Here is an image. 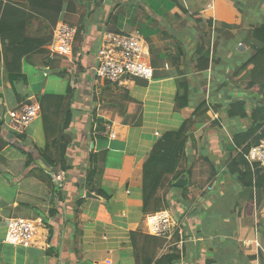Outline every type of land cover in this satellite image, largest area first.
Returning a JSON list of instances; mask_svg holds the SVG:
<instances>
[{"label":"crops","instance_id":"obj_1","mask_svg":"<svg viewBox=\"0 0 264 264\" xmlns=\"http://www.w3.org/2000/svg\"><path fill=\"white\" fill-rule=\"evenodd\" d=\"M66 5L76 10L63 12L50 32L67 21L64 17L77 25L88 11L74 0ZM88 12L77 56L57 58V65L69 72L62 82L51 81L50 75H58L42 66V56L24 60L22 74L9 73L0 62V264H136L130 233L148 234L147 215L142 212V166L158 139L178 129L185 119L176 107L183 78L188 81L189 107L195 110L206 101L212 113L195 127L187 144L188 164L183 168L191 167V173L184 175L186 189L170 188V177L160 191L183 222L185 242L179 264H263L264 180L259 189L246 188L228 170L230 154L239 153L230 145L232 135L246 131L250 121L228 117L226 112L230 104L245 101L250 113L264 98L258 87L247 85L250 73L240 74L241 66L255 53L253 30L264 26V0H185L181 5L178 0H103L99 8L90 6ZM40 23L35 21L33 29ZM105 29L139 33L144 38L153 80L131 77L108 85L96 77L97 50ZM202 42L210 52L206 69L197 51ZM34 69L44 72L45 82L33 81ZM67 79L76 90L75 115L68 130L73 137L68 155L74 167L60 185L53 179L61 188L54 193L53 185L36 175L23 179L31 167L38 168L34 173L38 174L43 163L37 160L36 166L23 171L24 161L9 151L10 145L21 151L44 148L41 117L25 130L24 140L6 123L10 111L38 101L44 93H65ZM125 90L131 101L123 115L119 104L125 101L119 96ZM94 119L114 123L117 138H94ZM91 153H99L100 161L106 162L99 186L111 195L108 200L91 191L96 197L87 196L84 182ZM3 171L10 177L5 178ZM51 199L58 213L47 218ZM17 200L25 204L21 210L34 216L26 207L36 209L46 218L45 245L5 242ZM255 240L260 241L261 250L253 244Z\"/></svg>","mask_w":264,"mask_h":264},{"label":"trees","instance_id":"obj_2","mask_svg":"<svg viewBox=\"0 0 264 264\" xmlns=\"http://www.w3.org/2000/svg\"><path fill=\"white\" fill-rule=\"evenodd\" d=\"M67 1L26 0L25 2H15L13 0H6L4 2V0H0V62L5 65L9 73L22 74L23 61L32 62L31 59L38 55L44 59L43 67H48L58 76L67 77L69 73L68 68L65 66L61 68L57 65L59 63L58 59L64 57L51 58L48 51V45L52 39V32H50L51 24L52 26L55 25L58 19L62 18L63 12H70V10L74 12L76 10L72 6H67ZM74 1L85 7L88 11L90 10V6L97 9L103 3V0ZM88 11L80 17L78 24L75 25L78 28L73 50V55L75 56H77L79 46L84 39L83 34L86 28L84 22L85 17L90 14ZM34 16L41 17L43 20L32 19ZM35 21L41 23L36 29H33ZM207 24L211 28L213 23L211 20H208ZM252 39L255 53L241 66L240 74L249 72L251 80L247 85L249 87H258L264 97V26L253 30ZM197 51L200 61L205 60L207 63L205 66H202L203 69L208 68L210 52L204 42L199 45ZM106 84L111 85L112 83L107 81ZM179 84L180 91L176 96V107L182 111L185 119L178 129L167 131L158 139L148 152L142 166V212L145 215L153 214L170 207L168 198L166 195L161 196L160 191L170 177V188L180 189L175 183L183 175L188 177L191 173V167L189 169L183 168V165L188 164L187 144L193 139L192 133L195 127L202 119L207 117L208 112L212 113L206 101H203L195 110L191 109L189 107L188 81L183 78L179 80ZM119 97L121 101H125V104H119V108H121L120 114L124 113L123 115H125L131 97L127 90ZM75 98V83H71V81H69L67 89L63 94L44 93L41 95L38 98V102L46 139L45 146L44 148L33 146L29 151L22 149V153L25 156L23 159L24 163L22 164L23 171L29 169L37 160L45 165L44 168L39 167L38 174H34L38 168L34 169V167H31L27 176L23 179L36 175L47 185L52 184L54 193L61 188L53 184V173L56 174L59 171L68 173L74 167L68 155V148L72 144L73 139L68 130L74 120L75 110L73 104ZM263 101L264 98H262L261 103H264ZM261 103L249 113L246 102L237 101L230 104L226 112L228 117H240L241 119H248L250 121V125L246 131L232 135L230 144L236 149H242L244 153L251 146L258 144L264 137V104ZM212 116L214 117V114ZM19 137L20 139H25L24 134L18 135ZM230 150H232V147ZM228 162L229 172L236 175L238 181L244 187L250 189L256 187L259 189L263 186L261 180H264V168L259 167L253 170L242 153H238L237 156L230 154ZM105 166L106 162L105 160L100 161L99 153H91L84 187L108 200L111 198V195L105 188L99 186V183L102 182ZM3 173L5 174L6 172L3 171ZM184 189L186 188L184 187ZM53 201L51 199L52 208L46 214L47 218H52L58 213V209L55 205L53 206ZM76 204L79 207L82 205V201H77ZM24 206L25 204L19 203L17 200L12 217H16V214L21 212L23 216L18 217L45 221L44 223L47 225V220L41 216V213L39 214L34 211L36 209L33 210L26 207L27 210L35 212V215L32 216L26 211L21 210L20 207ZM130 236L136 264H179L182 258L180 251L174 247L166 249V252L160 254L161 249L165 248L166 240L164 238L141 232H131ZM251 259H255V257L251 256ZM262 263L264 264L263 257Z\"/></svg>","mask_w":264,"mask_h":264},{"label":"built area","instance_id":"obj_3","mask_svg":"<svg viewBox=\"0 0 264 264\" xmlns=\"http://www.w3.org/2000/svg\"><path fill=\"white\" fill-rule=\"evenodd\" d=\"M78 28L67 22H59L52 30V39L48 45L51 58L73 56L74 42ZM147 55L146 42L139 33H123L105 29L99 40L97 50V65L95 75L103 81L122 83L131 77L143 78L151 81L154 70L149 62L143 60ZM209 109L212 107L209 105ZM40 116L39 102L25 103L9 112L8 128L16 135L24 134L25 130ZM217 116H215L216 118ZM92 135L104 136L110 140L117 138V130L112 122L92 121ZM158 134V133H157ZM253 170L264 168V137L247 152L239 149ZM65 172L59 171L52 175L59 185L65 181ZM149 235L158 236L166 240L165 250L183 249V222L171 209H163L145 218ZM47 225L41 220L11 217L7 224L5 242L12 245H45L47 242ZM257 249H262L259 240L253 242Z\"/></svg>","mask_w":264,"mask_h":264},{"label":"rangeland","instance_id":"obj_4","mask_svg":"<svg viewBox=\"0 0 264 264\" xmlns=\"http://www.w3.org/2000/svg\"><path fill=\"white\" fill-rule=\"evenodd\" d=\"M183 1H185V0H178V2L180 3V5L182 4ZM180 7H181V6H180ZM70 13H72L71 10H70ZM59 20H60V18H59ZM63 20L71 21V20H69L68 17H64ZM67 21H65V22H67ZM68 23H69V22H68ZM69 24L74 25V24H72V21H71V23H69ZM146 48H147V45H146ZM143 60H144L145 62L148 61V53H147V55L144 56ZM37 75H38L39 77H37ZM62 78H64V77L56 76V75H50V79H51V81H60V82H62ZM45 80H46V79H45L44 72H43V71H39V70H35V69H34V80H33V81H36L37 83H38V81H40V82L42 83L43 81L45 82ZM65 82H66V85L68 86V79L65 80ZM48 89H49V90L52 89V83L49 84ZM9 147H10L9 151L12 152V153H14V155H16V157H17L19 160L23 161V159H24L25 156H24V154L22 153L21 149H20L19 147H15V146H12V145H10ZM27 150H28V148H27ZM3 175H4L5 178H9V177H10V176H9L8 174H6V173H5V174L3 173ZM18 216H23V214H21V212H19V214H16V217H18Z\"/></svg>","mask_w":264,"mask_h":264},{"label":"water","instance_id":"obj_5","mask_svg":"<svg viewBox=\"0 0 264 264\" xmlns=\"http://www.w3.org/2000/svg\"><path fill=\"white\" fill-rule=\"evenodd\" d=\"M45 71H48L47 69ZM185 176L183 175L176 183L175 185L177 187H184L187 185V180L184 178ZM87 196L91 198H95L96 196L94 194H91V192H87Z\"/></svg>","mask_w":264,"mask_h":264},{"label":"clouds","instance_id":"obj_6","mask_svg":"<svg viewBox=\"0 0 264 264\" xmlns=\"http://www.w3.org/2000/svg\"><path fill=\"white\" fill-rule=\"evenodd\" d=\"M63 22H65V21H63ZM68 23V22H67ZM217 118V117H216ZM215 117H214V119H216ZM169 209H170V207H169Z\"/></svg>","mask_w":264,"mask_h":264}]
</instances>
